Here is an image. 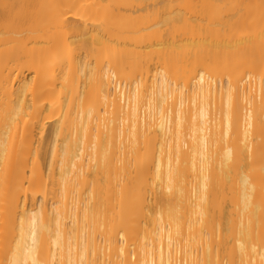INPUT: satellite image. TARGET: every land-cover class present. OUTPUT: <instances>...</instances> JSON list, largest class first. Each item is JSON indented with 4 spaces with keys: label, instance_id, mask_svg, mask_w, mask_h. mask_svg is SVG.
Returning <instances> with one entry per match:
<instances>
[{
    "label": "bare ground",
    "instance_id": "obj_1",
    "mask_svg": "<svg viewBox=\"0 0 264 264\" xmlns=\"http://www.w3.org/2000/svg\"><path fill=\"white\" fill-rule=\"evenodd\" d=\"M4 2L0 260L264 264V0Z\"/></svg>",
    "mask_w": 264,
    "mask_h": 264
},
{
    "label": "snow or ice",
    "instance_id": "obj_2",
    "mask_svg": "<svg viewBox=\"0 0 264 264\" xmlns=\"http://www.w3.org/2000/svg\"><path fill=\"white\" fill-rule=\"evenodd\" d=\"M16 6L7 2H4L0 4V9H2L5 13H8L10 10H13ZM95 31V30H93ZM103 39L102 36H89L88 31L84 30L81 33H78L76 36L73 37L74 41L78 43L79 48L81 49L82 52H87L89 56L95 55V46H96V41L97 39ZM249 79H251V74L249 73ZM85 87H87L85 85ZM179 90V88H178ZM229 106H231V95L229 94ZM247 161H243L242 164H246ZM9 214H11L12 208L11 206L8 209ZM15 211L19 213V206L16 205ZM21 224H23V220H21ZM13 241L8 237L5 236L4 239V250H5V259L0 260V264H17V261L15 259H7V254L8 251L10 250L11 244ZM37 244V240L35 238V233H33V240H32V251H35V246ZM17 251H19V245H17ZM55 261V258H53ZM33 264H42V262L33 260ZM69 264H71V261H69ZM163 264V261L161 262ZM171 264V262H170Z\"/></svg>",
    "mask_w": 264,
    "mask_h": 264
}]
</instances>
